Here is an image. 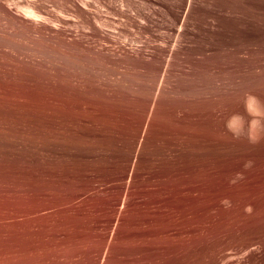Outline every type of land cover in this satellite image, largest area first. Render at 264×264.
Masks as SVG:
<instances>
[{
  "label": "rangeland",
  "instance_id": "obj_1",
  "mask_svg": "<svg viewBox=\"0 0 264 264\" xmlns=\"http://www.w3.org/2000/svg\"><path fill=\"white\" fill-rule=\"evenodd\" d=\"M262 24L260 81L252 94L246 78L242 139L235 142L238 119L230 115L229 142L219 146L211 117L219 95L207 92L180 114L164 115L165 123L158 119L160 127L154 121L153 138L133 161L129 125L141 119L135 82L87 80L83 93L55 86L57 49L3 33L0 264H264ZM55 101L68 113L61 128Z\"/></svg>",
  "mask_w": 264,
  "mask_h": 264
},
{
  "label": "bare ground",
  "instance_id": "obj_2",
  "mask_svg": "<svg viewBox=\"0 0 264 264\" xmlns=\"http://www.w3.org/2000/svg\"><path fill=\"white\" fill-rule=\"evenodd\" d=\"M10 1L0 0V38L9 32L52 44L59 53L51 69L55 86L78 93L86 91L87 80L108 87L126 82L139 86L133 107L141 119L137 125H129L133 132L130 136L127 133L132 142L129 160L139 159L147 148L145 143L153 138L151 131L155 129L148 128L154 121L162 119L165 123L164 115L173 110L180 114L207 92L219 95L220 106L211 115L217 122L219 146L223 150L227 147L230 115L238 119L234 140L242 139L243 100L249 92L246 78L253 80L252 94L260 81L264 0ZM48 3L60 13L51 11ZM67 114L55 101L52 120L61 125ZM179 119L175 118L180 123ZM234 120L230 122L233 125ZM260 210L264 221V210ZM263 231L260 227L259 232Z\"/></svg>",
  "mask_w": 264,
  "mask_h": 264
}]
</instances>
